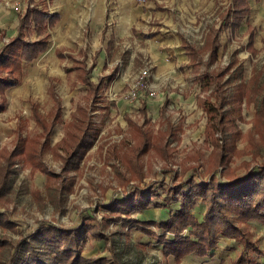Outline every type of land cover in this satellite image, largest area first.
<instances>
[{
  "label": "rangeland",
  "instance_id": "obj_1",
  "mask_svg": "<svg viewBox=\"0 0 264 264\" xmlns=\"http://www.w3.org/2000/svg\"><path fill=\"white\" fill-rule=\"evenodd\" d=\"M57 1L54 0L50 9L59 11L64 17L63 22L61 19L51 29L49 48L37 60L26 64L22 84L7 93L9 101L0 112V151L9 152L17 145L18 149L21 148L20 141H17L18 135L23 139L37 138L42 131L35 121L31 102H39V111L50 116L54 104L48 90L50 79L54 76L59 78L55 91L62 97L63 118L67 123L64 127L62 124L56 126L52 137L54 143L50 145L52 149H45L40 153L41 165L56 173L47 175L41 168L34 169L25 152L24 155H15L11 165L12 172L5 184L7 189L0 197V212L9 218L11 226L1 220L0 237L19 241L20 237H26L50 222L66 228L83 224L92 228L87 232L83 247L85 257L112 256L117 251L128 264H232L243 251L234 239L225 241L228 242L226 245L221 241L220 244L225 245V248L219 250L220 247H217L218 251L215 249L214 255L209 258L194 254L176 260L171 255H165L161 244L148 233L134 227L129 221L126 225L125 214L112 212L107 206L113 199L134 195L139 189H145L144 193L157 202L162 200L163 190L169 185L179 184L189 176L196 180L201 178L225 182L229 177L243 175L250 168L264 165V89L261 87L264 84V46L261 41L264 28L257 31L254 45L259 51L254 55L246 47L247 35L242 29L234 35L228 31H224L222 35L223 49L219 63H230L229 59L235 57L233 54L238 50L237 56L245 64L246 80L251 77L254 67L259 70L258 73H262H256L253 80L245 85L248 90V108L245 109L243 105L239 115L233 117L232 123H227L223 132L216 128L210 129L212 121L209 113L203 107L196 106V97L198 100H205L211 92H200L190 63L186 65V70L183 69V80L171 81V86H161L160 82H155L151 77L160 75L154 60L158 55L162 54L171 60L176 55L172 53L175 50H181L178 54H183L178 29L182 30L191 43L203 46L204 31L209 23L218 20V8L226 0H131L128 10L124 7L125 0H107L104 9L99 1L97 5L93 4L95 12L85 7L90 0H74L71 6L66 5V0L58 1V5ZM25 2L0 0V30L6 29L8 35L15 32L17 12L24 8ZM80 5L86 11L81 12ZM141 6L147 11L144 18L137 19V30L147 31L151 27L160 26L162 34L146 39L138 32H131L130 24L124 22L123 17L127 20V13L133 9L139 10L138 7ZM259 7L261 6L258 5L257 8ZM75 9L81 11L76 13ZM105 10L107 18L104 17ZM79 15L81 18L87 17V23L92 25V29L84 21L83 25L79 23ZM93 15L98 24L92 22L90 17ZM255 21L260 23L258 18ZM106 23L109 25L107 39L97 40L95 34ZM86 29L87 35L84 34ZM109 36L113 39L112 54L108 51L109 57L120 66L118 78L126 84L121 89L114 84L105 88L103 102L96 107L93 117L99 133L93 144L77 160L75 167L64 171L63 147L66 144L56 145L66 136V124L69 122L70 128L74 126V116L70 120L69 117L85 93L86 86L75 83L74 74L69 75L71 61L62 58L56 53V49L58 53H64L62 49L65 47L77 49V46H87L92 57L98 47L106 48ZM3 42L0 39V46ZM231 64L236 66L234 62ZM146 65L151 67L150 81L145 88L139 90L138 98L128 97L127 89L136 83L140 70ZM92 76L95 78L94 73ZM182 82L180 89L175 86ZM238 84L239 82L236 83L235 90ZM174 89L176 93L189 94L190 103H173L168 110H163V101H159L152 108L156 91L164 94L163 92ZM230 90L234 92L231 87L228 88ZM150 91H154L155 95L151 96ZM144 100L149 102L146 107L148 115L140 109ZM177 104L183 108H177ZM138 127L143 128L151 137L149 147L141 153L136 149L145 138L141 137V132L138 134ZM61 137V141L57 142ZM8 163L0 156V168ZM1 179L0 174V182ZM177 204L172 203V207ZM193 208L201 220L206 210L205 203L200 200ZM168 213L167 209L151 204L143 212L135 210L130 213V217L160 220L167 218ZM152 229L158 231L156 228ZM245 229L264 248V221L250 220L245 223ZM95 232L104 233L109 240L94 234ZM11 251L5 248L4 255L1 256L0 253V257L10 264H26L25 261H16L17 259L10 262ZM250 254L256 260L262 258L257 257L254 252Z\"/></svg>",
  "mask_w": 264,
  "mask_h": 264
},
{
  "label": "trees",
  "instance_id": "obj_2",
  "mask_svg": "<svg viewBox=\"0 0 264 264\" xmlns=\"http://www.w3.org/2000/svg\"><path fill=\"white\" fill-rule=\"evenodd\" d=\"M233 1L236 4L234 26L237 27L250 13V5L248 0ZM229 14L230 12L225 17L227 22L230 20ZM59 17L58 13L52 14L46 8H40L38 2H35L33 6L28 5L25 12L19 15V34L0 48V112L5 109L7 104L6 91L10 87L21 84L24 71L23 62L36 59L48 47V27ZM32 25H35L39 34L36 40L27 39L25 36ZM218 36L219 33L216 31L208 42L207 48L210 55L206 62L207 65L211 64L210 62L215 59L218 53ZM187 47L193 61H195L199 51L191 46ZM81 60L78 61L76 67L80 72V80L89 86V91L86 95L87 104L78 105L77 111L73 113L74 126L70 128L69 122L66 124V136L59 145H56L58 147L64 146L63 143L66 144L63 147L65 155L63 156L62 169L64 171H69L75 167L77 160L92 144V138L98 131V128L92 124L89 108L91 104L100 101L99 93L102 87L100 81L90 80L89 70L86 69L84 61ZM231 68L232 64L217 70H207L199 76L204 91H208L212 87L209 97L200 100L211 117L210 129L216 128L224 132L227 123H232L233 117L239 115L241 100L247 96L248 90L243 82L237 86L236 90L234 89V92L229 93L227 85L230 83V79H225V74L230 72ZM230 75L239 77L237 71ZM261 87L264 89V84ZM49 93L54 99L50 116L43 115L39 111V103L35 101L31 103L36 123L42 128L39 136L23 139L21 135H18L17 141H20L21 148L18 149L17 145L9 152L0 151V156H3L6 162L9 161L8 164H4L3 168H0L2 178L0 197L7 189L5 184L12 172L11 165L16 154L24 155L25 152L26 158L34 169L41 168L47 175H55L56 173L41 165L42 161L40 160L41 152L45 149H52L50 146L52 143L51 135L55 124L60 121L62 115L61 99L57 96L53 85ZM211 95H216V102L211 101ZM228 103L231 107L226 109ZM261 105L263 106V104ZM136 130L138 134L141 132L142 138H145L136 149L138 153H141L149 147L151 137L141 127ZM144 191L145 189H139L134 195H128L123 199H113L107 207L112 212L117 211L125 214L126 225L131 223L134 227L155 238L161 244L162 252L165 255H174L176 260H182L191 253L209 256L218 246L220 239L225 237L235 239L243 250L238 258L233 261V264H264V250L245 229V223L250 220L264 221V165L250 168L243 175L229 177V180L225 182L201 178L196 180L189 176L179 184L169 185L166 190H163L162 200L157 202L153 201L152 197L150 198ZM200 200L205 203L206 208L201 220L198 219L193 208ZM172 203L178 204L173 208ZM151 204H154V207L167 209L169 212L167 218L139 220L130 217V213L135 210L143 212ZM1 220L11 226V221L3 212H0ZM152 227L158 231H154ZM91 229L83 224L66 228L50 222L40 226L28 236L20 237L19 241L0 237V253L3 256L5 248H9L12 250L10 262L17 259L16 261H25L26 264H128L117 251L113 252L112 256L85 257L83 247L87 232ZM94 234H99L109 240V237L102 232H95ZM250 252H254L259 258L261 256L263 260H256ZM6 263L0 257V264Z\"/></svg>",
  "mask_w": 264,
  "mask_h": 264
},
{
  "label": "crops",
  "instance_id": "obj_3",
  "mask_svg": "<svg viewBox=\"0 0 264 264\" xmlns=\"http://www.w3.org/2000/svg\"><path fill=\"white\" fill-rule=\"evenodd\" d=\"M25 1L26 2H25V5H24V8H21L22 10H19L17 12V19H16V23H15V25H16L15 32L12 35H8L6 29H1L0 30V39L4 41L3 44L0 46V48H2L4 45H6L10 41V39L16 37L19 34V32H20L19 15L21 13L25 12V9H26V7L28 5L33 6L35 2H38V6L40 8H46V10H48L49 13L50 12L52 14L53 13H58L60 15L59 19H57L53 24H50V26L48 27V30H47L48 33H49L48 47L44 51H42L40 53V55L37 57V58H39L49 48V45H50V42H51V39H50V37H51L50 36L51 29L53 27H55L57 25V23H59L61 21V19H62V22H63L64 17L61 15V13L59 11L55 12V11L50 9V5L54 2V0H45V1H43V0L42 1H40V0H25ZM58 1H61V0H58ZM58 1H57V5L60 4ZM82 1L83 0H79V2H82ZM98 1L100 2L101 8L104 9V5H105L107 0H90L89 4L85 5L86 9H89L90 11L93 12L94 9L92 8L93 7L92 5L93 4L97 5ZM136 1H139V0H136ZM125 2H126V4H125L124 7H126V9L128 10L129 5L131 4V0L130 1L125 0ZM65 3H66L67 6H71V5L74 4V0H66ZM223 3H221V4H223ZM61 4H62V2H61ZM248 4L250 5V13L247 16H245L244 19L240 22V24L236 27V26H234V20H235L234 19V14H235V9H236V4H234L233 0H226V3H224L223 6H220L218 8V12H217V14H218V18L217 19L218 20H216L213 23H209L208 24L209 26L206 27V30L204 31L205 32L204 33L205 34L204 43L202 44L203 45L202 47H199L196 44L191 43L189 41V39L185 36V34L182 32V30L178 29L177 35L179 36V39L181 41V47L184 49L183 50V54L179 55L178 51H181V50H175V52H172V53H174L176 55H174V57L171 56V57H173L171 60L166 59L162 54L158 55L157 58L154 59V60L156 62L155 65H157L156 68L160 72V75L156 76V77L153 75L151 77V79H153L155 82H160L161 86H164V85L165 86H167V85L171 86V85H173L171 83V81H174V80L182 81L183 80V78H182L183 69L186 70V65H188V63H190V68L194 72V75H195L194 78L198 82V86L200 87V92L204 93V92H207V91H204L202 89L201 78L199 76L202 73H204L205 71H207V70L211 71V70H217V69H220V68H225V66L231 65V63L234 62V64L236 66L232 65L231 71L225 74V79H227V80L230 79V83H228L229 85L227 86V88L231 87V88L235 89L237 82H239V84L241 82H243L246 85L251 79L253 80L254 75L256 73H258L259 70L257 69V67H254L252 72H251V75H250L251 77L246 80L245 76H244L245 64H244L243 60L240 57L237 56L238 55V50H236L234 52V54H233L235 57H231L229 59L230 63L222 64V63L218 62V60L220 58V55H221V51L223 49L222 48L221 38H222V35L224 34V31H228L229 33L234 35V34H236V32H238V30L242 29L243 30L242 32L246 33V35H247V43H246L247 49L251 50L253 55L258 53L259 50H258L257 47H255L254 43H255V39H256L257 33H258L257 31L261 30V27L264 28V0H248ZM258 5H260L261 7L257 8ZM156 6H158L160 8H164V6H160L159 4H156ZM138 8H139V10L138 9H136V10L133 9L132 12L129 11L127 13L128 17H129L127 20H126L125 17H123V19L125 20L124 22H127V23L130 24L129 29L131 30V32H133V33H137L138 32L140 36H142L143 38H146V39H152L153 37L162 34V30H161L160 26H158L157 28L151 27L147 31H138L137 30V22H136L137 19L144 18L145 16H143V15L147 11L146 8L143 7V6L138 7ZM80 9H75L76 13L79 12V10L81 12L86 11V9L82 8L81 5H80ZM95 11H96V9H95ZM229 12H230V14H229V19L230 20H229V22H227V19H225V17L227 16V14ZM79 16H78V20L80 21L79 23H81L83 25L84 24L83 21H84V22H86V25L89 26L90 29H92V25H88V23H87V17L81 18V16L80 17ZM107 16H108V14H107V12L105 10L104 17L107 18ZM90 18H92L91 19L92 22L98 24V20H97V18L94 15L91 16ZM156 18L159 19L158 16H156ZM255 18H258V20H260L259 21L260 23H257L255 21ZM100 21L102 23V20H100ZM158 21L161 22L160 20H158ZM108 27H109V25H108V23H106L104 25L103 29L97 35L95 34V37H96L97 40L99 38H100V41L101 40L104 41V40L107 39L106 34H107V31H108ZM216 31L219 33V36H218V48H219L218 49V53H217L215 59L212 62H210L211 64L207 65L206 62L208 61L209 55H210V51L207 48V45H208V42L210 41V38L215 35ZM87 33H88V29H86L84 31L85 35H87ZM25 36H26L27 39H31V40H36V38H38L39 34H38L37 30L35 29V25H32L31 28L28 29V32L25 33ZM109 37L110 38L108 40L106 48L104 46H103V48H102V46L98 47L94 51V55L92 57H90V54H89V52L87 50V46L86 47L77 46V49H74V48L72 49V47H65L64 49H62V50H64L65 54L63 53V51H61L62 53H58L57 52L58 49H56V53L57 54H59L62 58H65V59L67 58L69 61H71V64H70V66L68 68L69 69V75L74 74L73 75V79H74L75 83L76 84H83L84 86H86V91L82 95L81 99L76 103V107L72 110V112L70 114V117H69V120L73 117V113H75L77 111L78 105L87 104L86 95L88 94V91H89V86L87 84H85L83 81H81L80 78H79L80 72H79V70L76 67L78 65V61H80L81 59H82L81 61H84L86 69L89 70L88 76H89L91 81H94V82H99L100 81V83H101V87L102 88H101V91L99 93V95L101 96V99H100V101L91 104L90 108H89L91 110L90 111V115H91L92 124H94V126L96 128H98L97 133H95V136L92 138V144H93L95 138L97 137V134L99 133V127L96 126V124H95V122L93 120L94 111H95L96 107L99 106L103 102V99H104L103 93L105 91V88L107 86H110L111 84H114V86L116 88L121 89L122 87H124V84H126V83H123L124 82L123 80L118 78V76L120 74V66H118V64L115 63L114 60L112 61L111 57H109L108 51L111 53V49H112V45H113V43H112L113 39H112L111 36H109ZM261 41H262V46H264V35L261 38ZM187 46H191L194 49H197L199 51L198 57L196 58L195 61H193V59H192L193 57H192V55H191V53H190V51H189ZM198 48H204V49L200 50ZM184 52H185V55H184ZM37 58L34 59V60H37ZM186 58H187V60H186ZM34 60H32V61H34ZM150 60L152 61V59H150ZM32 61L23 62L24 71H23V75H22V78H21V82H20L21 84H22L23 76L25 75V66H26V64H28V63H30ZM151 61H149V62L152 64ZM216 63H218V64L216 66H214ZM143 68H149L150 69L151 67L149 65H146ZM235 71H237V74L239 75V77H233V76L230 75L231 73H234ZM93 73L95 74V78H93V76H92ZM258 74H262V73H258ZM58 79L59 78L56 77V76H54V77H52L50 79L51 83H50V86H49L48 90H50L52 85L54 86V90H55V86L57 85ZM148 79L150 81V77ZM21 84L13 86V87H10L6 91L7 102L9 101L7 93H9V91H11L12 89L20 86ZM130 84H132V82ZM182 84H183V82L181 84H177L175 86H179L178 88L180 89L182 87ZM128 90H129V88L127 89V91ZM211 90H212V87L208 91L211 92ZM167 91H168L167 93L163 92L164 94L160 93L159 91L158 92L156 91L157 96L154 97V100H153L154 102L151 103L152 108L156 107V105L158 104L159 101H163L162 105H161V108L163 110H168L169 105L173 106V103H181L182 104L183 102L186 101L187 105H188L190 103V101H191V96H188L189 94L185 95L183 92L176 93V89L171 90V91L167 90ZM232 92H233L232 90L229 91V93H232ZM56 94H57V96H59L57 92H56ZM49 95H50V93H49ZM59 97L61 99V111H62V97L61 96H59ZM51 98L53 100V97H51ZM177 99H179L178 102L176 101ZM199 100H201V99L199 98ZM199 100H198V97H196V106H199L201 108L203 107V109L206 110V108H204V106L201 104V102ZM216 100H217L216 95H211V101L216 102ZM263 100H264V98H263ZM37 103H39V102H37ZM148 103L149 102H147V100H144L142 102V104L140 103L141 104L140 105V109L143 111V113L145 115H148V110L146 109V107L148 106ZM247 104H248L247 103V98H246V96H244L243 99L241 100V104L240 105H241V107H243V105H244L245 109H246V107L248 108ZM6 106H7V104H6ZM176 107L179 108V109L183 108L179 104H177ZM230 107H231V105L229 103L226 104V109H229ZM31 108H32V104H31ZM39 108H40V105H39ZM206 112L208 113L207 110H206ZM63 114L64 113L62 111L61 119H60L59 122H57L55 124V128H56V126L58 124H62L63 127H64L65 126L64 124L67 123L64 120V118H63ZM127 115H130V114H127ZM55 128L53 130V133L55 131ZM53 133L51 135V142H53V140H52ZM61 139H62V137L57 142L61 141ZM230 239H233V238H230ZM230 239L222 237L220 239V242L222 241V243H224L226 245L228 242H225V241L230 240ZM220 242H219V244L217 246V247H220V248H218L219 250L225 248V245L220 244ZM221 247H223V248H221ZM260 247L264 250V248L261 246V244H260ZM218 249H216V250L218 251ZM194 254H196V253H191V254H188L187 256L194 255ZM196 255H198V254H196ZM213 255H214V252L211 255H209V256H205V255H202V256H205L206 258H209L210 256H213ZM202 256H200V257H202ZM172 257H174V255ZM186 257H184V258H186ZM260 260H263V259L261 258ZM260 260H258V261H260ZM233 261H232V264H233Z\"/></svg>",
  "mask_w": 264,
  "mask_h": 264
},
{
  "label": "built area",
  "instance_id": "obj_4",
  "mask_svg": "<svg viewBox=\"0 0 264 264\" xmlns=\"http://www.w3.org/2000/svg\"><path fill=\"white\" fill-rule=\"evenodd\" d=\"M138 80L136 83L127 91V96L131 98H138L140 95V89L145 88L148 84L149 81V76H150V69L149 68H143L140 70ZM149 94L151 96H154L155 93L154 91H150Z\"/></svg>",
  "mask_w": 264,
  "mask_h": 264
}]
</instances>
